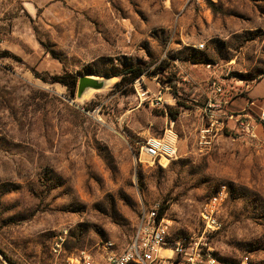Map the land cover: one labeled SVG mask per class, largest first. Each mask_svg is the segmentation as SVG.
<instances>
[{"label": "rangeland", "instance_id": "1", "mask_svg": "<svg viewBox=\"0 0 264 264\" xmlns=\"http://www.w3.org/2000/svg\"><path fill=\"white\" fill-rule=\"evenodd\" d=\"M177 60L196 65V84H179L190 73ZM137 65L133 84L114 76ZM261 72L264 0H0V264H60L64 230V255L122 250L141 206L165 208L169 241L204 258L264 264V125L251 141L200 111L215 81L226 111L257 119ZM70 75L109 83L79 98L54 79ZM153 137L176 156L141 164Z\"/></svg>", "mask_w": 264, "mask_h": 264}, {"label": "built area", "instance_id": "2", "mask_svg": "<svg viewBox=\"0 0 264 264\" xmlns=\"http://www.w3.org/2000/svg\"><path fill=\"white\" fill-rule=\"evenodd\" d=\"M204 49V44L196 46ZM212 97L208 98L201 109L203 118L210 124V130L224 129L230 121L236 125V131L251 141L258 139V128L264 125V110L255 119L251 113H229L226 111L227 101L221 99L225 88L220 82H212ZM254 106V104H250ZM235 131V130H233ZM211 131H204L208 133ZM171 136L174 134L169 131ZM205 138V136L203 137ZM177 148L172 138H149L139 149V162L149 165H163L176 156ZM142 156L146 159H142ZM204 216L207 229H218L216 220ZM67 230H64L52 244V254L60 264H220L213 256L211 248L204 258L198 243L192 244L184 237L171 242L169 238L170 221L159 216L157 206H141L138 224L130 243L120 250L113 241H103L92 249L79 250L65 256ZM57 263V262H56ZM241 264H248L244 260Z\"/></svg>", "mask_w": 264, "mask_h": 264}, {"label": "trees", "instance_id": "3", "mask_svg": "<svg viewBox=\"0 0 264 264\" xmlns=\"http://www.w3.org/2000/svg\"><path fill=\"white\" fill-rule=\"evenodd\" d=\"M202 62V61H200ZM146 75V70L143 65H137V66H131V67H126L124 70L121 72L115 74L114 76L116 77H121V82L127 81L130 84H133L137 79H139L141 76ZM264 77V72L258 73L255 77L252 78V80H255L258 82L260 79ZM55 81L63 84L66 86L71 93L74 95L75 91L77 90L79 79L75 76H61V77H56ZM120 82V83H121ZM165 208H162L159 210V216L162 217L164 215ZM65 251H66V246H65ZM65 256H67L65 254Z\"/></svg>", "mask_w": 264, "mask_h": 264}, {"label": "crops", "instance_id": "4", "mask_svg": "<svg viewBox=\"0 0 264 264\" xmlns=\"http://www.w3.org/2000/svg\"><path fill=\"white\" fill-rule=\"evenodd\" d=\"M176 66H177V68L178 69H182V71H181V73L183 72V71H188L189 73H190V76H187V77H184V79H183V81L181 80V83L179 82V84L180 85H183V86H188L189 84L190 85H194V83L196 84V81H197V79H196V73H194V72H196L195 70H194V66H196V65H192V66H190L186 61H182V63L180 64V61L179 60H177V62H176ZM204 73V75H207V72H203ZM183 78V77H182ZM264 79V77L262 78V79H260L258 82H260V81H262ZM258 82H256V83H258ZM189 85V87H191ZM167 90L166 91H169V89L170 88H166ZM249 92H250V90L248 89L247 90V103L246 104H248V102L250 103V104H254L255 105V103H256V101L255 100H253V98H251L250 96H249ZM197 93H199V89H198V87H194V89H193V92H192V95L194 96V95H197ZM168 93L167 92H164V95L166 96ZM207 95H208V98H211L212 96H210V95H212V93H211V90H210V93H206ZM207 98V99H208ZM207 101V100H206ZM206 101H205V103H206ZM201 111V110H200ZM222 128V127H221Z\"/></svg>", "mask_w": 264, "mask_h": 264}, {"label": "water", "instance_id": "5", "mask_svg": "<svg viewBox=\"0 0 264 264\" xmlns=\"http://www.w3.org/2000/svg\"><path fill=\"white\" fill-rule=\"evenodd\" d=\"M105 80H99L91 77H84L78 83V96L81 98L83 94L89 90H102L106 87Z\"/></svg>", "mask_w": 264, "mask_h": 264}, {"label": "bare ground", "instance_id": "6", "mask_svg": "<svg viewBox=\"0 0 264 264\" xmlns=\"http://www.w3.org/2000/svg\"><path fill=\"white\" fill-rule=\"evenodd\" d=\"M91 78H94L93 76H91ZM108 83L109 82H107V85H108ZM91 92V90H89V91H87V92H85L84 94H83V96L82 97H86L89 93Z\"/></svg>", "mask_w": 264, "mask_h": 264}]
</instances>
